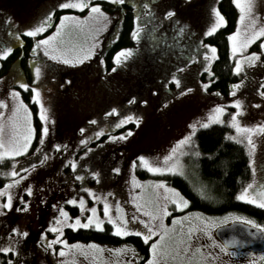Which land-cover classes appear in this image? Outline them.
<instances>
[{"label":"rangeland","instance_id":"rangeland-1","mask_svg":"<svg viewBox=\"0 0 264 264\" xmlns=\"http://www.w3.org/2000/svg\"><path fill=\"white\" fill-rule=\"evenodd\" d=\"M106 1L111 4L107 8L102 7V2L94 1L101 4L102 11L107 14L106 18L97 20L89 16L88 9L62 10L56 8L59 0H0V50L6 46L17 45L16 47H18L17 52L13 53L15 56L11 59L8 70L0 75V100L5 101V105L0 106V113H3L0 115V126H2L0 139L6 145H15L17 141H21L28 134L30 125L32 139L28 150L18 156L11 157L13 160L11 170L15 171L23 167L26 161L36 164L35 168L29 169L27 167V171L19 176H13L5 182V184H11L13 180L25 177V179L20 180L19 184L12 185L5 195L0 196V204H2L7 201V194L10 193L14 204L13 208L4 209L0 212V246L8 242L10 229L17 227L28 233L26 237L18 238L19 244L17 245L20 250V259L24 261V264H57V261H64L65 264H129L131 261L133 264H137L139 258L141 261L138 264H145L151 255L149 251L151 243L160 240L159 232L150 237L146 256L141 255L138 248L129 241L120 242L117 245L70 242L63 235L64 228L69 226L75 216L79 215L82 221H86L87 216L91 214L87 209L93 206L97 209V215L104 219L103 205L107 200L113 216L116 215L117 203L120 205L121 214L126 218L136 215L139 219L148 220L150 218L145 213L147 211L155 213L159 209L160 215L153 224L155 227H159L162 218L167 229V235L161 242V246H166L172 255H175L177 242L181 240L190 249L185 254L188 257H193L196 249H200L204 253H220V249L212 241L215 228L222 224L225 219L228 223L235 220L233 217H243L245 221L248 218L234 214L216 218L190 211L185 209L186 207L180 208V210L175 207L174 203L165 199L166 195L170 196L171 194H166L163 186H155V182L164 181L165 186L176 188L179 191L174 183L175 175L179 174L153 173L139 166L132 168V161L140 155L149 158H162L173 143L188 132L190 123L196 120L206 121L209 113L217 104L226 108L221 119L229 120L230 114L236 111L234 104L231 103L234 99L243 101L241 106L243 114L238 116L242 124L264 123V97L259 95L260 91H264V88H261V85L264 84V57L253 66H249L246 59L251 52L261 51L259 44L262 38L258 37L246 48L234 53L232 68L234 69L235 62L240 60L242 70L239 73L234 72L239 76V79L233 84L240 81L244 83L235 90L230 87L227 94L210 90L208 88L212 76L211 64L215 54L213 55L211 48H208L211 63L205 61L204 46L212 45L205 39L207 36H204L203 33L215 21V14L212 9L216 8L219 11V0H174L172 8L175 11V16L168 18H165L164 12L170 9L171 0H155L153 8L156 23L158 22L161 27L166 29L174 26L180 31L181 27L184 28V32H180L182 43L179 42V44L181 46L169 49L166 54L170 69L177 65L178 68L184 69L177 73L181 87L177 89L175 83L170 79L171 75L167 77L170 79L167 86L161 84L158 86L159 72H157L158 67L155 63V88L153 89V85L150 84V86L147 85L138 90L139 103H136L135 100L134 103L129 104L127 102L129 99L136 98L130 93L140 76V64H132L131 67H126L123 60L120 64L114 62L113 57L120 51L121 47H113L119 32L115 29L113 32L110 31L120 18L122 6L118 3H112L111 0ZM253 3L254 8L251 17L256 20V26H260L264 23V0H253ZM54 8L60 11L57 12L56 16L53 14L49 26L44 30V32L48 30L46 33H38L36 37L27 36L23 33L24 28L35 26L48 11ZM61 15H75L81 19L66 22V27L56 37V46L68 49L67 58L69 59L75 58L77 54L82 55L89 49L94 54L87 60H83L82 63L65 65L62 61H52L45 56L43 48L35 52V56L40 59L43 65V74L35 85H32L33 77L26 83L41 88L42 103L47 109L48 116L44 123L49 128V132L44 137V143L41 144L39 140L30 151L35 137L33 111L22 96L25 90L21 89L15 80L19 79L21 61L28 59L26 56L28 51L24 53L25 45L28 46V50L31 45L33 51V45L37 39H43L56 30L55 25L59 23ZM95 15L93 14V16ZM7 17H11V25L5 22ZM84 17H88V19H83ZM252 19L246 18L241 21L238 8V22L236 21V29L232 31L236 32L239 26V36L236 39L244 38L245 29L251 25ZM16 31L20 32L19 38L13 35ZM109 40H111L110 44H108ZM160 41L164 44L171 39L160 38ZM139 45L140 40L134 44V49ZM130 46H124L121 49ZM101 57L103 63L100 62ZM189 59L192 60L191 63H188ZM160 68L164 72V70H169V65L163 61ZM113 69L115 70L113 71ZM161 76L164 75L161 74ZM153 77L154 75H151L148 82H151ZM21 81L23 82V80ZM205 83L208 84L206 90L201 87ZM184 88H191L192 91L179 95V92L183 91ZM11 89L20 92V99L27 105L28 113L21 110L13 114V107L16 102L13 97L8 95ZM233 91H235V95L230 94ZM154 92L155 94H153ZM31 96L32 94L30 101H32ZM165 101H167L166 107L164 106ZM32 102L34 103V101ZM36 105L40 108V105L37 103ZM113 107L118 109V113L106 116L105 113H110ZM129 114L140 117L139 125L135 121H129L119 128L111 126L120 116ZM92 120H95L96 123H90ZM225 124L229 127L230 134H234L235 129L231 125ZM82 128L84 132L80 131ZM101 128L105 129L104 134L94 137L93 134ZM129 129H131L132 135L126 139L108 140L107 138L108 135L119 137L121 133L126 134ZM87 137L93 138L86 139ZM80 140H86L85 144L81 145ZM254 141L257 148L251 159L254 162L256 172L255 177H253V165H251V176L246 182H253L255 179L250 193L258 192V186L264 187V134H254ZM56 144L64 145L67 150L57 151L53 147ZM38 148L42 149V152L38 151ZM29 152L30 154H28ZM85 152L88 153L87 156L84 155ZM43 153H47V159L44 163H40L37 157H42ZM21 155L24 156L18 158ZM3 158L10 157H0V159ZM181 159L185 165L187 176V179L183 178L187 181H193L192 185H194L198 177L191 174L196 172L192 167L195 161L189 156H184ZM71 160L77 162L76 170L71 167L70 163H65V161ZM116 167L121 169L119 173L112 172V169ZM92 171L100 173L99 180L91 176ZM78 175L83 178L77 180L76 176ZM246 183L241 186L238 192L243 189ZM4 185L0 188H3ZM29 185L32 186L31 195L25 191ZM87 189H91L93 195L100 197V199H94L93 195L87 192ZM20 197H23V201L28 202L27 211H16V207H23ZM81 197L85 201L83 213L79 203L75 205L67 203L69 199L75 198L79 201ZM53 205H57V207H53ZM59 207H63L69 214L70 219L65 223H57V220L54 219V217L60 216ZM165 207L167 208V215H163ZM73 209L74 211H71ZM174 217L182 219L173 223ZM202 218H212L216 222V227L208 228V232L211 233L210 236L204 231ZM60 219L61 221L64 220L63 217ZM50 223L59 231L51 232L49 230ZM106 223L108 221L105 219L102 228ZM108 224L114 232L112 225ZM189 229H192L191 233H189ZM139 230L146 232L143 225H139ZM41 233L45 234L46 240H54L57 237L64 240L65 245L56 243L53 244V248L58 252L61 247H64L66 255L64 257L54 256L51 253L46 254L38 250L36 241L40 240ZM11 235L12 237L17 236L16 233ZM140 238L143 240L142 236ZM71 245H78V247L71 248ZM92 245L98 247H92ZM124 245L129 246L128 251H114L123 248ZM182 247L183 245H181ZM132 249L135 250L134 254ZM33 252H35V257H33ZM196 255L198 256L199 253ZM263 256L247 252L233 258L232 253H220L216 264H229L227 259L232 260L231 264H255V261L262 259ZM10 258L15 259L10 254L0 253V264H4ZM161 264H188V261L180 256L173 260L170 255L166 260H162ZM193 264H195V258H193Z\"/></svg>","mask_w":264,"mask_h":264},{"label":"snow or ice","instance_id":"snow-or-ice-1","mask_svg":"<svg viewBox=\"0 0 264 264\" xmlns=\"http://www.w3.org/2000/svg\"><path fill=\"white\" fill-rule=\"evenodd\" d=\"M112 3H118L123 4L124 0H111ZM233 3L239 8L240 11V20L243 21L246 18L252 19L251 14L253 13L254 3L253 0H233ZM149 5L147 3L144 4V8H148ZM56 8L59 9H88L89 10V16L93 19L101 20L103 18H106L107 14L102 11L101 4L99 3H88L87 0H59V2L56 5ZM55 12V8L48 11L46 15L43 17L42 20H40L35 26L27 27L23 29V33L27 36L36 37L38 33L44 32L45 28L49 26V23L51 22L53 18V14ZM212 12L215 14V21L212 23L210 27L207 28V30L203 33L204 36H209L211 33L215 32L217 28L221 26L222 23L225 22L223 15L218 11V9L213 8ZM93 14H96L93 16ZM147 15V13H146ZM165 18L168 17H174L175 11L174 9H168L164 12ZM81 17L75 16V15H61L59 17V23L55 25V31L51 33V35L45 36L43 39H37L35 41V44L33 45V59L30 61L31 64H33V82L32 85H35L38 80H40L42 74H43V65L35 56V52L39 51L41 48L44 49V55L49 57L52 61H62L63 64L69 65V64H79L82 63L83 60H87L89 57H91L94 53L91 49L84 52L82 55L77 54L75 55V58L69 59L67 58V52L68 49H62L56 46V37L62 32V30L66 27V22L71 21H79ZM83 19H88V17H84ZM6 23H9L11 25V17H7L5 20ZM143 30V24L138 25L137 28H134L131 32L132 38L139 39L140 32L138 31ZM180 32H184V28H180ZM13 35L16 38H19L20 32L16 31L13 33ZM239 36V26L237 27V31L233 32L228 36V39L230 42H232V52L236 53L237 51H241L244 48H246L249 44H251L254 40H256L258 37L262 38L261 42L259 44V48L261 51L258 52H251L250 55L246 58L248 65L253 66L258 61L261 60L262 57H264V23H262L260 26H256V20L252 19L251 25H249L248 28L245 29V36L243 39H236ZM98 43V41H97ZM204 59L207 61V63H211V60L209 59V52L208 48H211V53L215 54V48L212 46H204ZM12 51L11 46H6L3 48V50H0V58L7 57V55ZM133 49L131 48H124L118 51L115 56L113 57V60L116 64H120L123 61H127L132 55H133ZM101 63H103V58L101 57L100 60ZM192 60L189 59L188 63H191ZM115 69H113L114 71ZM183 68H178V72H182ZM242 70V64L240 60H237L235 62V67L233 69L234 72L239 73ZM171 81H173L179 89L181 87V81L178 78L176 73H173L171 75ZM15 83L19 85L21 89L28 90L31 87L32 96L31 99L38 105H40V111L39 116L41 121H46L48 119L47 116V109L45 108L44 104L42 103L41 98V88L39 86H31L28 83L22 82L20 79H16ZM210 83V81H209ZM244 82L240 81L236 84H233L231 87L233 90L239 88ZM201 87L203 89H207L208 84H202ZM261 88H264V84L261 85ZM191 88H184L183 91L179 92V95H184L188 92H191ZM155 94V92L153 93ZM231 95H235V91L230 93ZM8 95L13 97V100L16 102L13 107V114H16L23 110L25 113H28L27 105L24 104L23 100L20 99V92L16 89H11L8 92ZM259 95L261 97H264V91H260ZM136 100L135 97H132L127 102L129 104L134 103ZM141 103H147L146 101H140ZM232 104H234L236 111L232 112L230 114V119L225 121L221 119L223 113L226 111V108L222 105L217 104L214 109L209 113L208 118L206 121L201 122L199 120L193 121L188 125V132L183 135L180 139L176 140L171 148L168 150L167 154H165L162 158H149L144 155H140L136 158V160L132 161V168H135L137 166L147 169L149 172L153 173H159V172H165V173H173V174H179L180 176L187 179V176L185 174V165L182 162V157L189 156L193 158L194 161H198L201 156H207L208 159H212L215 156V153H202L198 146L194 142V137L196 135L197 129L199 128H207L212 123H219V124H229L235 129L234 134H225L224 139L226 141L231 140L235 141L237 143L245 144L246 151L249 154V165H253L252 172L253 177H255L256 168L254 166V162L251 159L253 153L255 152L257 148V144L254 141V134H264V123H256L253 125H247L242 124L241 121L238 119V116L243 114L242 110V103L240 99H234L231 101ZM5 101L0 100V106H4ZM164 106H167V101L164 102ZM257 107L259 105H256ZM118 113V109L113 107L110 110V113H105V115H116ZM0 115H3V113H0ZM30 115V114H29ZM129 121H135L137 125H139L140 117L134 116V115H122L118 118V120L112 124V127L119 128L121 125L128 123ZM90 123L95 124L96 121L92 120ZM2 128V126H0ZM81 132H84V129H80ZM32 129L29 125L28 134L23 137L21 141H17L15 145H6L2 139H0V157H15L20 155L22 152H27L29 143L32 139L31 135ZM49 132V128L45 125L41 129V135H40V143H44V137ZM105 132L104 128L99 129L98 132L94 133V137H98L103 135ZM132 135L131 129L127 131V133H121L119 137L114 135H108V140H117V139H126L128 136ZM93 137H87L86 139H92ZM86 140H80V144H85ZM53 147L59 151L61 149H64L65 151L67 148L64 145L56 144L53 145ZM38 151L42 152V149L38 148ZM91 151V150H89ZM87 152L84 153L85 156H87ZM47 159V153H43V156L37 157V160L40 161V163H44V161ZM65 163H70L71 167L76 170L77 169V162L75 160L71 161H65ZM36 164H29V169L35 168ZM85 167H87L85 165ZM192 167L194 169H198L199 165L198 163H193ZM21 171H27L23 167H21ZM121 169L119 167L113 168V173H119ZM13 176H16L17 173L15 171H12L10 173ZM194 177H196V172L191 173ZM91 176L99 180L100 173L96 171L91 172ZM83 177L81 175L76 176L77 180H81ZM25 179V177H20L19 180H13L11 184H5L3 188H0V196H3L7 193V190L12 187V185L19 184L20 180ZM190 184L193 183V181H189ZM255 183V179H253V182L246 183L243 189L236 194V199L238 200H247L250 203L259 206L260 208H264V187H259L258 192H252L250 193V190L253 189V184ZM156 187H164V191L166 194H171L170 196L166 195L165 199L169 200V202H172L175 204V207L185 208L189 204V200L186 199L184 196L180 194V192L176 188L167 187L164 185V181H157L155 182ZM194 190L196 193L199 194L201 198L211 200L213 199V196L210 193V189L201 181H199L198 177L194 183ZM25 191L31 195L32 194V186L29 185L25 188ZM87 192L90 195H93L91 189H87ZM93 198L96 200H99L100 197L94 196ZM22 203L23 207H16V211H27L28 210V202L23 201V197L19 198ZM68 204H77L79 203V207L81 209V212L83 213L85 209V201L84 198L81 197L79 201H77L75 198L67 200ZM14 207L13 204V197L9 193L7 194V201L5 203L0 204V212H2L4 209H11ZM53 207H57V205H53ZM59 217H54V219L57 220V223H65L67 222L69 218L68 212L65 211L63 207L58 208ZM88 212L91 214L87 216L86 221H82L81 217L79 215L75 216L74 219H72V222L69 224V227L72 229H76L79 227L83 228H89V227H95L97 229L102 230V226L104 224L105 219L110 223L113 227V230L115 234L119 236H126L130 232H134L138 236H142L145 243H148L151 236H155L157 232L160 233V240H157L155 242L151 243L150 247V253L151 255L146 260L145 264H161L162 260H166L170 255L172 256V259H176L177 256L182 257V259L187 260L188 264H193V258H195V264H216V262L219 259L220 253H227L228 252V243H234V241H229L224 244H216L215 241H213L214 244L220 249V253H214V252H201L200 249H196V251L193 253V257H188L185 254L190 251L187 245L184 244L183 240L178 241L176 245V252L175 255L171 254V251L166 247L161 246V242L164 240L165 236L167 235V229L165 228L162 218L159 227H155L153 222L159 217L160 212L159 209L154 213L153 211H147L145 213L146 216H148L150 219H139L136 215H132L130 218H126L124 215L121 214V208L119 203L116 204V215L113 216L111 214L110 205L105 200V203L103 205V217L104 219H101L97 215V209L95 206L87 209ZM167 208L165 207L163 210V215H167ZM60 217H63L64 220L61 221ZM182 219L180 217H174L173 223H176L177 220ZM233 219L245 221V218L243 217H233ZM202 224L204 225V231L209 236L211 235L210 232H208L209 227H216V222L212 218H202L201 220ZM223 223H227V219L222 221ZM246 223L248 225L253 226L255 229L261 232V234H264V225L257 224L255 221L251 219H247ZM139 225H143L144 229L146 230H139ZM49 230L53 233H56L59 231L57 227H53L52 224H49ZM192 232V229H189V233ZM12 233H16V237H12ZM28 233L26 231H21L17 227H12L10 229V232L8 233V242L0 246V253L2 254H10L12 257H15V259H8L4 262V264H24V261L20 259V250L17 247L19 244V237H26ZM255 235V233H253ZM191 238V236H189ZM41 241H44V243H41ZM60 244L65 245L66 242L59 237H57L54 240H46L45 234L41 233L40 240L36 241V248L43 253H51L54 256H60L64 257L66 255L65 248L61 247L59 251L55 248H53V244ZM181 245L183 247L181 248ZM71 248H76L78 245H71ZM92 247H98L96 245H92ZM129 246L124 245L121 249H115L116 252H122V251H128ZM133 254L135 253V250H131ZM199 253L197 256L196 254ZM235 255V253H232ZM33 257H35V252H33ZM57 264H65L64 261H57ZM129 264H133V262H129Z\"/></svg>","mask_w":264,"mask_h":264},{"label":"trees","instance_id":"trees-1","mask_svg":"<svg viewBox=\"0 0 264 264\" xmlns=\"http://www.w3.org/2000/svg\"><path fill=\"white\" fill-rule=\"evenodd\" d=\"M96 2H102L103 8L111 5L106 0H96ZM218 8L225 22L215 32L205 38L216 50L215 58L211 64L212 76L208 89L227 94L232 84L239 79V76L234 73L232 68L234 53L232 52L231 42L228 39V36L236 29L238 7L233 3V0H219ZM58 11L60 10H55V16ZM117 27L119 29V36L113 47L128 45L130 43L128 32L131 28L129 15L124 21L122 18H119ZM30 48L31 45L29 50ZM17 49L18 47H15L12 54L0 58V75L8 70L10 61L15 56L13 53H16ZM25 49L24 53L28 51L26 56H29L27 45H25ZM31 94V88H29L27 91H23L22 95L33 111L35 137L32 141L30 151L39 142L41 129L45 126L44 121H41L39 116L40 108L35 102L30 101ZM230 133L231 131L226 124L212 123L207 128H199L194 137V142L202 153H215L212 159H208L207 156H201L198 161H195L199 165L198 169H195L198 179L210 189L213 199L201 198L195 192L194 186L182 176L175 175L174 183L184 197L189 200L188 210L190 211H196L203 215L205 214L216 218L229 214L240 215L255 221L257 224L264 225V208H260L247 201L236 199L237 192L251 176V165L248 163L250 157L246 151L245 144L243 145L231 140L226 141L224 139L225 134ZM22 156L24 155L18 158ZM12 161V158H3L0 160V186L4 185L9 178L13 177L10 174L13 171L11 170L13 165ZM29 164L30 161H27L23 165V168L29 167ZM15 172L19 175L23 171H21V168H18ZM71 211H74V209ZM111 229L108 223L105 224L102 230L94 227L72 229L66 226L63 230V235L70 242H96L117 245L120 242L129 241L138 248L141 255L146 256L149 243H145L135 233L121 237ZM260 264H264V257Z\"/></svg>","mask_w":264,"mask_h":264},{"label":"flooded vegetation","instance_id":"flooded-vegetation-1","mask_svg":"<svg viewBox=\"0 0 264 264\" xmlns=\"http://www.w3.org/2000/svg\"><path fill=\"white\" fill-rule=\"evenodd\" d=\"M90 1L91 0H87L88 3ZM145 3H147L149 5L148 8H144ZM173 4H174V0H171L170 9L172 8ZM153 5H155V0H124V5L120 4V6H122L120 18H122V20L124 21V19H126L128 15L130 17L131 28L129 29V32H128L130 43L126 46L131 45L128 48H131L134 50L133 55L127 61H125L124 64L126 65V67L127 66L131 67L130 65H132V64H134V65L137 63L140 64V67H139L140 76L136 80L137 83H136L135 87L131 90V93H130V94H133L136 96V103H139L138 98H137L138 90L143 89L147 85L150 86V84L153 85L152 86L153 89L155 88V63H157L156 64V67H158L157 72H159L158 73L159 76L157 77V85L158 86H159V84H161L163 86H167L169 80L171 79V78L170 79L167 78L168 75H172L173 73L177 74V69H178V67H177L178 65L173 66L170 69V63L168 62V57H166L167 56L166 54L169 51V49H173V48L181 46L179 44V42L182 43L181 42L182 40L180 39L181 33L177 27L175 28L173 26V28L166 29V28L161 27V25L158 22L156 23ZM146 13H147V15H146ZM140 24H143V30L140 31L138 29V31L140 32L139 39L134 40L131 36V32L134 28H137L138 25H140ZM117 25L118 24H114L110 32H113L114 29H115V31L116 30L119 31V29L116 28ZM160 38H163L164 40H165V38H167V39L170 38L171 41H169L168 43L166 42V43L162 44L163 42L161 43ZM138 40H140V45L134 49V44ZM110 41L111 40H109V42ZM16 46L17 45L12 47V51L9 54H12V52L14 51V48ZM121 48H120V50H121ZM32 59H33V51L30 48L28 59L26 61H21L22 67H20V71H19V79L23 80L24 83H26L27 81H30L33 77V71H32L33 64L30 63V61ZM163 61H165L169 65V70H164V72H162V69L160 68L161 63ZM161 74L164 76H161ZM151 75H154V77L151 80V82H148L150 80ZM25 91H27V90H25ZM164 91H166V90H164ZM188 207H189V205H187V207L185 209H188ZM129 234H131V232ZM212 241H215L216 244H222L216 238L215 234L213 235ZM247 252L252 253L254 255H258V256L264 255V251H261V252L258 251L257 252V251H250L248 249L237 250L234 248H228L227 253H235V255L232 254L233 258H234V257H236V255L238 256L240 254H244ZM227 260H228V262H230L229 264L232 263L231 259H227ZM140 261H141V258H139L137 260V264ZM262 261H263V259H259L255 262L257 264H260ZM234 263H235V261H234Z\"/></svg>","mask_w":264,"mask_h":264},{"label":"water","instance_id":"water-1","mask_svg":"<svg viewBox=\"0 0 264 264\" xmlns=\"http://www.w3.org/2000/svg\"><path fill=\"white\" fill-rule=\"evenodd\" d=\"M214 234L222 244L234 241L228 243V248L264 251V234L242 221L234 220L221 224L215 228Z\"/></svg>","mask_w":264,"mask_h":264}]
</instances>
